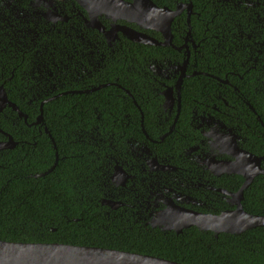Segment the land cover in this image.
<instances>
[{"label": "flooded vegetation", "instance_id": "1", "mask_svg": "<svg viewBox=\"0 0 264 264\" xmlns=\"http://www.w3.org/2000/svg\"><path fill=\"white\" fill-rule=\"evenodd\" d=\"M112 1L140 0H0V94L7 97L0 100V159L24 153L37 168L43 149H53L52 164L34 176L47 174L60 156L45 106L80 96L84 113L87 97L112 96L124 100L128 125L139 124L143 135L127 138L124 159L112 155V171L95 185L106 221L183 234L194 226L177 233L153 224L182 210L218 216L238 201L247 211L251 188L252 204H260L264 182L253 183L264 175L239 200L246 178L223 164L240 160L248 168L242 172H251L259 159L264 170V0H151L183 7L165 46L133 42L132 30L159 43L165 37L115 19ZM93 113L98 129L99 106Z\"/></svg>", "mask_w": 264, "mask_h": 264}, {"label": "trees", "instance_id": "2", "mask_svg": "<svg viewBox=\"0 0 264 264\" xmlns=\"http://www.w3.org/2000/svg\"><path fill=\"white\" fill-rule=\"evenodd\" d=\"M195 3L200 5L201 0ZM213 8L217 9V4ZM145 47L150 56H157V48ZM80 100V96H69L44 108L46 120L54 121L52 132L60 156L53 171L34 176L46 170L48 159L52 164L53 149H43L44 163L37 168H33V159L23 158L24 153L10 151L7 160L0 159V240L100 247L182 264H264V227L215 237L196 227L175 234L125 221H106L111 219L96 206L94 195L100 197L101 191H94L95 185L112 171V155L124 159L127 138L143 134L139 124L128 125L124 100L90 96L84 102V113ZM96 105L104 120L98 129L93 128ZM81 130L83 136L77 140ZM263 182L264 178L253 184ZM253 192L252 188L246 191L245 208L262 216L264 201L253 205Z\"/></svg>", "mask_w": 264, "mask_h": 264}, {"label": "water", "instance_id": "3", "mask_svg": "<svg viewBox=\"0 0 264 264\" xmlns=\"http://www.w3.org/2000/svg\"><path fill=\"white\" fill-rule=\"evenodd\" d=\"M113 2V1H112ZM189 6V5H188ZM191 7V5H190ZM180 6L177 10L157 7L151 0H140L135 4H122L113 2L111 14L115 19H123L137 23L145 29L161 31L165 37L164 43L148 34L138 33L135 30L129 32L133 42L147 45H167L171 43V25L174 17L179 15ZM185 73H183L184 75ZM182 81V79L180 80ZM4 99L7 100L5 95ZM3 95L0 100L3 102ZM5 103V102H4ZM40 120H43L41 113ZM252 158L249 163H253ZM257 166L251 172H242L240 160L223 164L229 167L227 173L241 174L246 180L243 188L238 193L242 200L244 190L248 188L258 174L264 175L260 168L259 159H255ZM55 165L47 172H51ZM42 174L41 176H43ZM120 176V175H119ZM163 230H174L181 233L189 227H196L201 231H211L218 236L221 233L240 235L250 228L264 227V216L250 214L244 210L241 202L235 211L226 212L221 215H207L182 210L179 214H164L162 220L153 224ZM0 264H182L163 258L142 255L132 252L105 249L91 246H77L60 243H22L0 240Z\"/></svg>", "mask_w": 264, "mask_h": 264}]
</instances>
